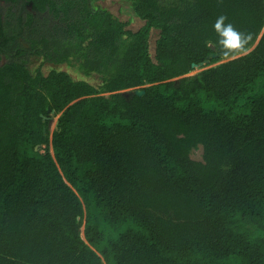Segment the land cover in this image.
I'll return each instance as SVG.
<instances>
[{
  "label": "trees",
  "instance_id": "1",
  "mask_svg": "<svg viewBox=\"0 0 264 264\" xmlns=\"http://www.w3.org/2000/svg\"><path fill=\"white\" fill-rule=\"evenodd\" d=\"M29 1L42 64L101 83L0 66V264H264V0H126L137 30ZM221 15L246 51L221 55Z\"/></svg>",
  "mask_w": 264,
  "mask_h": 264
},
{
  "label": "flooded vegetation",
  "instance_id": "2",
  "mask_svg": "<svg viewBox=\"0 0 264 264\" xmlns=\"http://www.w3.org/2000/svg\"><path fill=\"white\" fill-rule=\"evenodd\" d=\"M32 10V3L29 0H0V66L7 64L8 59L17 61L27 60V58L29 59L26 64L28 68L36 69L40 66H32L33 60L36 58L42 60V58L34 54L28 40L27 25L29 12ZM29 50L34 55L30 54ZM22 51L24 53H21ZM45 64L48 65L47 62ZM42 72L44 73V70Z\"/></svg>",
  "mask_w": 264,
  "mask_h": 264
},
{
  "label": "rangeland",
  "instance_id": "3",
  "mask_svg": "<svg viewBox=\"0 0 264 264\" xmlns=\"http://www.w3.org/2000/svg\"><path fill=\"white\" fill-rule=\"evenodd\" d=\"M98 4L99 5L102 4V6L108 9L119 20L123 22H129V28L132 30H137L143 24V22L135 15L133 10L131 9L130 2L126 0H106L105 3L101 1ZM262 35H264V30L261 33V36ZM157 37H158V33L154 32L151 38L152 47ZM41 64H42V60L40 58H36L35 60H33L32 66L36 67L37 65L39 66ZM45 65H46L45 63L42 64V71L44 70L45 74H47L51 69L52 70L54 69L63 70V71L68 72L70 76L76 81L82 80V81H85L89 84L96 85V86L101 83V78L99 75L94 74L91 76H85L75 66L74 67L68 66V65L58 66L55 64L48 63V65H46V67L44 68ZM205 67L206 65L196 67L192 75L199 73ZM57 120H58V116L56 115H54V117L51 116L50 123H49L51 137L56 128ZM201 156H202V149H200L199 151H196L193 155V158L196 160H201Z\"/></svg>",
  "mask_w": 264,
  "mask_h": 264
},
{
  "label": "clouds",
  "instance_id": "4",
  "mask_svg": "<svg viewBox=\"0 0 264 264\" xmlns=\"http://www.w3.org/2000/svg\"><path fill=\"white\" fill-rule=\"evenodd\" d=\"M227 17L221 15L214 23V30L218 36L229 38L228 40L221 39L220 49L221 55L227 57L235 55L237 52L246 51V46L250 37L244 33L239 32L231 23L225 24Z\"/></svg>",
  "mask_w": 264,
  "mask_h": 264
},
{
  "label": "water",
  "instance_id": "5",
  "mask_svg": "<svg viewBox=\"0 0 264 264\" xmlns=\"http://www.w3.org/2000/svg\"><path fill=\"white\" fill-rule=\"evenodd\" d=\"M212 50H215V47L214 46H212ZM215 58H217V55L212 54V55L209 56V60L208 61H210L211 59H215ZM196 67H199V66H195V68ZM144 94H145V91L144 90H137L136 91V95L137 96H143ZM49 113H51V116L52 117H54V115H56V112L55 111H52V112H49ZM44 119L46 120L47 118H44Z\"/></svg>",
  "mask_w": 264,
  "mask_h": 264
}]
</instances>
